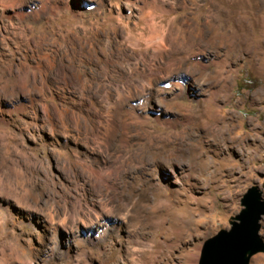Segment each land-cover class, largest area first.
<instances>
[{"label": "rangeland", "instance_id": "374dc122", "mask_svg": "<svg viewBox=\"0 0 264 264\" xmlns=\"http://www.w3.org/2000/svg\"><path fill=\"white\" fill-rule=\"evenodd\" d=\"M202 1L0 0V264H198L264 202V0Z\"/></svg>", "mask_w": 264, "mask_h": 264}, {"label": "water", "instance_id": "95a60500", "mask_svg": "<svg viewBox=\"0 0 264 264\" xmlns=\"http://www.w3.org/2000/svg\"><path fill=\"white\" fill-rule=\"evenodd\" d=\"M243 209L229 230H223L205 241L198 264H248L249 258L264 251L259 237V221L264 215V202L256 189L241 199Z\"/></svg>", "mask_w": 264, "mask_h": 264}, {"label": "bare ground", "instance_id": "6f19581e", "mask_svg": "<svg viewBox=\"0 0 264 264\" xmlns=\"http://www.w3.org/2000/svg\"><path fill=\"white\" fill-rule=\"evenodd\" d=\"M172 1V0H171ZM202 2H204V4H203V6L205 5L206 6V8H205V10L207 11V12H209L211 9L213 10V11H216V12H218V13H220V14H223L224 16L226 15L225 13H223V9L222 8H220V6H223V7H230V9H233L234 8V10L236 9V11H238V10H240V9H242V13L243 14H245V12H246V7H247V2H246V0H203ZM182 3H183V5H184V0H182ZM231 7H233V8H231ZM165 10V9H164ZM259 10V9H258ZM226 11V10H225ZM142 13H143V11H142ZM227 13V12H226ZM152 40V39H151ZM163 41V40H162ZM164 46V45H163ZM162 48V47H161ZM160 48V49H161ZM158 50V49H157ZM154 52V51H153ZM156 52V51H155ZM159 52H161V50L159 51ZM154 53H152V55H153ZM160 54H162V53H160ZM151 55V56H152ZM163 55V54H162ZM155 56H156V54H155ZM151 58V57H150ZM152 59V58H151ZM159 59V58H158ZM163 59V58H162ZM153 60V59H152ZM155 60V59H154ZM164 60V59H163ZM158 61V60H157ZM156 61V62H157ZM160 61V60H159ZM170 63V62H169ZM151 65V64H150ZM171 65V64H170ZM169 65V66H170ZM168 65H167V67H169ZM152 67V66H151ZM172 68V67H171ZM143 79V78H142Z\"/></svg>", "mask_w": 264, "mask_h": 264}]
</instances>
